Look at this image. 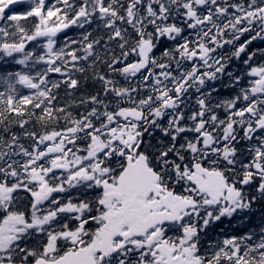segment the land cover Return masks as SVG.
Instances as JSON below:
<instances>
[{
	"label": "snow or ice",
	"instance_id": "snow-or-ice-1",
	"mask_svg": "<svg viewBox=\"0 0 264 264\" xmlns=\"http://www.w3.org/2000/svg\"><path fill=\"white\" fill-rule=\"evenodd\" d=\"M0 264H264V0H0Z\"/></svg>",
	"mask_w": 264,
	"mask_h": 264
}]
</instances>
